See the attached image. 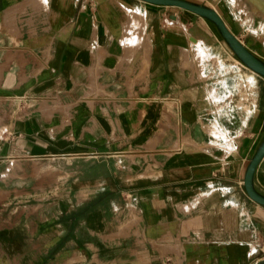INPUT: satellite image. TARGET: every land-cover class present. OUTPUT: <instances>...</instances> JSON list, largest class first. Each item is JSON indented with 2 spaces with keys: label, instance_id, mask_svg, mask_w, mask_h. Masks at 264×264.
<instances>
[{
  "label": "crops",
  "instance_id": "0c3cea01",
  "mask_svg": "<svg viewBox=\"0 0 264 264\" xmlns=\"http://www.w3.org/2000/svg\"><path fill=\"white\" fill-rule=\"evenodd\" d=\"M188 1L264 61V0ZM263 140L264 76L209 18L0 0V207L24 241L9 264H264L245 186Z\"/></svg>",
  "mask_w": 264,
  "mask_h": 264
},
{
  "label": "water",
  "instance_id": "95a60500",
  "mask_svg": "<svg viewBox=\"0 0 264 264\" xmlns=\"http://www.w3.org/2000/svg\"><path fill=\"white\" fill-rule=\"evenodd\" d=\"M156 4L174 5L179 6L206 18H209L216 23L220 32L239 56V58L252 70L264 76V61L251 52L241 40L229 29L223 17L213 8L201 5L198 3L190 2L188 0H145ZM264 157V140L255 155L253 156L245 174V186L249 195L257 202L264 205V195L259 193L254 185L253 179L257 165Z\"/></svg>",
  "mask_w": 264,
  "mask_h": 264
},
{
  "label": "rangeland",
  "instance_id": "374dc122",
  "mask_svg": "<svg viewBox=\"0 0 264 264\" xmlns=\"http://www.w3.org/2000/svg\"><path fill=\"white\" fill-rule=\"evenodd\" d=\"M9 209L7 207H0V219H3V223H0V264H9V261L13 258L9 253L10 248L23 247L24 241H19L17 244L14 240H10L9 230ZM1 222V220H0Z\"/></svg>",
  "mask_w": 264,
  "mask_h": 264
},
{
  "label": "bare ground",
  "instance_id": "6f19581e",
  "mask_svg": "<svg viewBox=\"0 0 264 264\" xmlns=\"http://www.w3.org/2000/svg\"><path fill=\"white\" fill-rule=\"evenodd\" d=\"M237 7H238V5H237ZM239 11V10H238ZM244 13V12H243ZM252 14V13H251ZM249 15V14H248ZM132 17V16H131ZM139 17V16H138ZM251 21V20H250ZM180 23V22H179ZM246 81H247V79H246ZM251 87V86H250ZM253 87V86H252ZM250 92H251V90H250ZM252 94H253V92H252Z\"/></svg>",
  "mask_w": 264,
  "mask_h": 264
}]
</instances>
